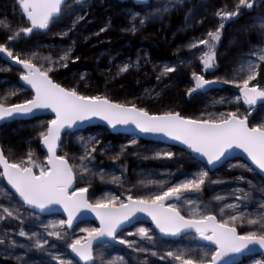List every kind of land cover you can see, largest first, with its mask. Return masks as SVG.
I'll return each instance as SVG.
<instances>
[{"label": "rangeland", "instance_id": "rangeland-1", "mask_svg": "<svg viewBox=\"0 0 264 264\" xmlns=\"http://www.w3.org/2000/svg\"><path fill=\"white\" fill-rule=\"evenodd\" d=\"M237 3L238 0H69L48 29L15 36L17 29L28 27L19 0H0V43L6 44L22 59L31 58L42 69L51 66L49 75L56 83L75 88L82 95L107 96L114 102L135 104L152 114L173 111L191 119H209L220 113L238 111L241 116H249L251 126L264 122V102L258 101L250 107L243 99L237 101L239 85L226 81L245 78L249 64H253L257 66L258 75L250 85L264 86V61L253 54L264 50V0H253L251 8L241 6L238 15L227 19L216 15L218 11L235 10ZM133 25L135 31L131 30ZM217 28H220V39L211 40L208 33ZM9 36L14 39L9 41ZM144 36L163 45L165 55L157 57L148 47L134 41ZM202 39L208 40L209 44H198L197 41ZM79 47H83L81 53ZM69 48L68 59L60 60ZM209 51L214 52V60L206 69L201 58ZM49 57L50 60L46 59ZM77 59H84L86 65L73 67ZM124 65L128 68L121 71ZM166 67L174 70L165 72ZM22 72L16 61L0 52V97H5L8 104L33 96L20 85ZM193 73L203 75L212 83L196 88ZM189 89L193 91L189 93ZM11 92L16 95H6ZM185 102L188 107L183 112ZM51 119L38 116L2 125L0 149L4 155L9 160L24 159L27 162L31 150L33 160L46 164L47 154L41 148L38 133L46 130ZM62 141L58 155H66L73 166L72 191L86 187L87 198L92 203L105 194L119 196L121 200H127L129 194L148 195L185 179H193L204 171L207 176L199 190H186L179 201H169L178 205L182 215L191 216L196 208H200L221 218L219 209L234 204L237 208H225L223 218L236 215L238 210L245 213L246 219H251L264 205V179L241 159L228 160L210 171L206 164L182 148L114 133L102 125L66 131ZM167 151L173 155H156ZM34 170L39 172V168ZM149 181H164V184ZM184 197L193 203H187ZM0 205L15 211V215L9 217L0 207V216L4 217L0 219V264H59L60 259L82 264L72 255L68 244L87 235L82 229L98 228L95 222L83 220L72 227H57L63 239L49 236L48 232L53 229L48 226L67 218L29 209L9 189L2 176ZM236 226L241 233L257 230V226L248 225L246 220L244 223L237 221ZM141 227L150 230L151 241L138 235ZM21 231L29 235L21 236ZM117 236L114 242L93 247L94 264H108L109 261H116V264H180L174 257L167 256V252H183L186 257L198 258L204 252L214 250L202 243L196 233L164 239L148 223L132 224ZM37 239L48 243L38 248L35 246ZM120 240L134 241V247L122 244ZM136 248L147 250L136 251ZM153 252L157 254L153 255ZM118 257H122V261L117 260ZM257 262L264 264V253L243 255L240 264Z\"/></svg>", "mask_w": 264, "mask_h": 264}, {"label": "snow or ice", "instance_id": "snow-or-ice-1", "mask_svg": "<svg viewBox=\"0 0 264 264\" xmlns=\"http://www.w3.org/2000/svg\"><path fill=\"white\" fill-rule=\"evenodd\" d=\"M19 4L30 26L17 29L15 36L21 33L30 34L36 29H48L50 24L62 14L64 0H19ZM241 6L253 7V0H238L235 10L218 11L216 15L225 19L236 16ZM140 23L143 24L144 21L141 20ZM131 30H136L135 25ZM208 36L211 40L218 41L220 28L209 31ZM13 39L14 36L8 37L9 41ZM197 43L208 45L209 41L202 39ZM189 47H195V45H189ZM70 51L71 48L60 57V60H67ZM0 52L6 53L12 60L23 65L25 71L21 73V79L29 84L35 93L31 99H24L14 104L6 103V98L0 97V119L14 114H28L38 109H50L55 114V118L48 121L46 130L38 133L43 146L47 149L45 157L47 163L38 164L33 160L31 150H29L27 162L24 159L9 160L0 149V166L3 168L0 176L15 189L24 204L32 208L44 211L53 205L62 206L67 213V220H60L49 225L48 227L53 229L48 232L49 236L63 239L61 231L56 230L57 227L63 228L64 225L71 227L82 210L86 209L95 213L100 227L82 229L87 235L77 237L68 244L72 252L85 264L88 262L94 264V241L106 243L102 238L117 239L118 230L125 223L132 222L138 213L151 217L156 228L165 236H176L181 232L194 230L201 239L209 242V248L214 246L213 251L204 252L198 258L186 257L183 252H167V256L174 257L180 264H220L224 257L241 253L248 250L250 246H259L264 249V205L255 213V218L246 219L245 213L237 210L236 215L229 214L225 219L223 218L225 208L236 209V205L226 204L220 208L221 218H218L212 211L200 208H196L193 215L185 216L181 214L178 205L169 202L172 199L179 201L182 198V192L186 190H199L207 176L204 171L193 179H185L148 195L129 194L127 200H121L119 196L105 194L92 203L87 198L86 187L76 188L75 191L70 190L75 180L73 166L66 155H58V149L63 142L62 132L65 129L72 128L77 122H83L90 117H100L112 126L133 124L143 132L163 133L205 157L209 165L220 162L228 156L230 150L241 149L258 169L264 171V122L250 126L249 116H241L238 111L220 113L216 117L210 116L209 119L202 120L191 119L173 111L152 114L135 104L117 103L102 95H82L75 88L62 87L49 75L51 66L48 69H42L41 66L33 63L31 58L22 59L19 54H14L6 44L0 43ZM253 54L264 61V50ZM32 55L35 56V53ZM201 59L206 69L211 67L214 52H205ZM127 68L128 65H124L121 71ZM173 70L170 67L164 69L165 72ZM257 75V66L249 64L248 75L245 78L226 81L239 85L240 95L236 97L237 101L243 99V102L250 107L256 105L258 101L264 102V86L258 83L250 85V81H254ZM193 76L196 88H203L212 83L203 75L193 73ZM192 91L193 89H189V93ZM6 95L15 96L16 93L11 92ZM156 155L171 157L173 153L167 151L156 153ZM83 159L84 157H81V160ZM36 168H39L38 173L34 170ZM149 183L164 184V181H149ZM184 199L189 204L193 203L191 199L186 197ZM216 199L221 198L216 197ZM0 207L3 206L0 205ZM3 212L9 217L15 215V211L9 207H3ZM3 218L0 216V219ZM245 220L248 225L257 226V230L239 232L236 222L244 223ZM149 232L150 230L145 227L138 229L140 237L151 241L153 237ZM20 235L28 236L29 233L21 231ZM120 242L129 247H134L135 244L130 240H120ZM47 243V240L37 239L35 246L39 248ZM146 250L136 248V251ZM53 258L57 259V257ZM122 259V257L117 258L120 261ZM59 264H73V262L60 259ZM108 264H116V261H109ZM223 264H230V262L224 261Z\"/></svg>", "mask_w": 264, "mask_h": 264}, {"label": "water", "instance_id": "water-1", "mask_svg": "<svg viewBox=\"0 0 264 264\" xmlns=\"http://www.w3.org/2000/svg\"><path fill=\"white\" fill-rule=\"evenodd\" d=\"M67 1H69V0H64V4ZM119 1H126V0H119ZM25 19H26V22H27L28 26H30V22H28L26 15H25ZM36 30H41V29H36ZM36 30H34V31H36ZM19 66L22 67L23 71H25V69L23 68V65L19 64ZM20 85H22L23 87H25L28 90H30L33 93V95L35 94L34 90L31 88V86L29 84H27L25 81H23L21 79V77H20ZM38 116H47V117H51L52 119L55 118V114L50 109H38V110H33V112L28 113V114H14L11 117H6L4 119H0V127L2 125H4L5 123H9L11 121L31 119V118L38 117ZM95 125L105 126V127L110 129L114 133L132 135V136L135 135V136H137L139 138H142L144 140L161 142V143H164V144H167V145H173V146H177L179 148H182V149L186 150L187 152H190L193 155L194 158H196V159L200 160L202 163L206 164L210 171H213V170L217 169L218 167H220L222 164H224L228 160L241 159V160L245 161L247 164H249L252 167V169L254 171H256L264 179V171H261L260 169H258L251 162L250 158H248L247 154L244 153L243 150H241V149L230 150V152H229L227 157L223 158L220 162H218L216 164L209 165L207 163V159L205 157H202L200 154L193 152L191 149H189L187 147V145L183 144L182 142L177 141V140H175V139H173V138H171V137H169V136H167V135H165L163 133L143 132L140 129L136 128L135 125H133V124H128V125L117 124L115 126H112V125H109L107 123V121L103 120L100 117H90V118L84 120L83 122H77V124L74 125L72 128L65 129L62 132V134L64 132H66V131H70V130L71 131H75V130H78V129H81V128H84V127H87V126H95ZM41 148L47 154V149H46V147L43 146L42 140H41ZM0 170L3 172L2 166H0ZM5 181H6L7 186L9 187V189L12 190L17 195L18 199L21 202H23L22 198L15 191V189L12 188L11 185H9L7 183L6 179H5ZM73 188H74V182H73V185H72L70 190L72 191ZM26 207H28L29 209H31V210H33L35 212H38L40 214L54 213V214L64 215L67 218V213L64 212L62 206H60V205H53V206H51L50 208H48L47 210H44V211H41L40 209L32 208L31 206H28V205H26ZM83 220L93 221V222H95V224L98 227H100L99 219L97 218L95 213L91 212L90 210H86V209L82 210L81 214H78V218L73 221L72 226L75 225L78 222L83 221ZM135 223H148V224H151L153 226V228L156 230V232L164 239H176L180 235H183L185 233H195L194 230H187V231L181 232L180 234H178L176 236H171V235L165 236L164 234L160 233L158 228H156L154 222L151 220V217H149L147 214H144V213H138L136 215V218L130 223H125L122 226V228L118 230L117 234L120 231H122V230L128 229L130 227V225L135 224ZM199 239H200V241L202 243L209 245L208 241H205V240L201 239L200 237H199ZM102 240L106 241V242H114V240L112 238H108V237L102 238ZM99 244H102V241H94L93 242V247L96 246V245H99ZM70 251H71L72 255L74 257H76L82 264H85V262L80 260V258L75 253H73L71 249H70ZM260 253H264V249H261L259 246H250L248 250H245V251H243L241 253L230 254L229 256L224 257L223 260L220 262V264H223L224 261H228V262H230V264H238L241 261V257L243 255H248V254L254 255V254H260ZM91 263L92 262H88V264H91Z\"/></svg>", "mask_w": 264, "mask_h": 264}, {"label": "trees", "instance_id": "trees-1", "mask_svg": "<svg viewBox=\"0 0 264 264\" xmlns=\"http://www.w3.org/2000/svg\"><path fill=\"white\" fill-rule=\"evenodd\" d=\"M134 41H138L142 45L148 47L150 49L151 53L153 55L157 56V57H162L163 55H165V51H164L163 45H161L156 39H154L152 37H149V36L138 37ZM82 50H83V47L82 48L81 47L78 48V52L79 53H81ZM88 54L89 53H85V55H88ZM83 57H86V56H83ZM89 58L90 57L88 56V59ZM85 65H86V61L84 59L83 60L82 59H77L72 64L73 67L85 66ZM187 107H188V103L185 102V105H184V108L182 109V111L184 112Z\"/></svg>", "mask_w": 264, "mask_h": 264}, {"label": "flooded vegetation", "instance_id": "flooded-vegetation-1", "mask_svg": "<svg viewBox=\"0 0 264 264\" xmlns=\"http://www.w3.org/2000/svg\"><path fill=\"white\" fill-rule=\"evenodd\" d=\"M240 263H241V261L238 264H240Z\"/></svg>", "mask_w": 264, "mask_h": 264}]
</instances>
